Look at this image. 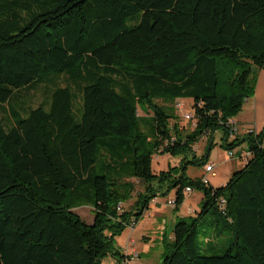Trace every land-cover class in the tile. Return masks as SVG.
I'll use <instances>...</instances> for the list:
<instances>
[{
	"label": "trees",
	"instance_id": "obj_1",
	"mask_svg": "<svg viewBox=\"0 0 264 264\" xmlns=\"http://www.w3.org/2000/svg\"><path fill=\"white\" fill-rule=\"evenodd\" d=\"M256 69L264 0H0V103L40 84L50 96L23 115L9 110L7 129L0 119V264L124 260L115 237L160 193L177 189L180 206L187 187L202 189L199 215L210 216L179 218L162 264H264V128L232 139L228 123L254 96ZM180 98L193 100L190 132L171 127L174 109L157 102ZM139 105L153 111L151 137ZM217 130L225 148L246 145L249 157L215 188L183 170L208 163L192 146ZM153 150L186 155L155 174ZM131 179L145 192L119 211ZM83 206L93 224L74 211Z\"/></svg>",
	"mask_w": 264,
	"mask_h": 264
},
{
	"label": "rangeland",
	"instance_id": "obj_2",
	"mask_svg": "<svg viewBox=\"0 0 264 264\" xmlns=\"http://www.w3.org/2000/svg\"><path fill=\"white\" fill-rule=\"evenodd\" d=\"M254 79V96L246 101L244 104L243 111L238 116L237 123L239 124V131L235 135H243L248 132L249 129L261 132L264 128V69H256L253 73ZM67 82L64 78L60 79V85L65 86ZM76 95L79 91L75 92ZM78 98V97H77ZM77 100V99H76ZM50 102L49 92L45 84H40L34 90H21L16 93L8 102L0 103V119L4 123L5 128H9L13 124V117L10 113L12 109H16L22 115L26 110L30 108H36L41 104H47ZM78 102V101H77ZM158 103L172 107L173 114L176 115L177 120H171V127L177 123L180 130L190 132L194 129V122L188 120L186 115L194 114L192 108L193 100L191 98H180L176 102L170 103L162 100H157ZM180 103V105H178ZM78 105V103H77ZM10 110V111H9ZM139 116H141L142 129L146 135H153V111L151 108L144 109L139 105ZM244 122L245 124H241ZM249 128V129H248ZM223 131L217 130L213 135L208 134L201 137L192 146L193 153L196 155L198 160L208 159L207 164H213L215 167V176L210 175L209 179L213 187H222L230 180L232 174L242 169L247 161L248 149L246 145H242L234 149L236 156L231 157L230 151L223 146ZM232 137V139L235 137ZM175 137V136H174ZM151 141V138L149 139ZM193 153H188V160H192L194 157ZM241 153V154H240ZM186 152L179 151L178 153L170 152H152V170L155 174L161 172H169L171 168H181V163L185 158ZM247 155V156H245ZM205 165L198 163H189L183 170L185 176L196 180L204 176ZM181 171V169H180ZM106 173L111 176L112 172L106 170ZM135 181V180H134ZM135 191L132 194L130 200L125 201L123 209H131L140 199V194L144 193V186L142 183L135 181ZM177 189H172L167 194H159L157 200H152L149 204V208L146 209L145 215L139 220L138 228L134 233V237L138 238L139 235L149 234L153 238L159 237L158 241H153L150 247V256L156 257L161 247L164 245V237L173 238L171 226V220L176 222L179 218H197L202 221L208 219L210 214L200 216L199 212L202 208L203 191L202 189H194L191 193H186L184 201L180 206H171L167 203L169 200H176ZM132 206V207H131ZM192 210L193 212H189ZM74 211L81 216V218L87 224H93L95 214L93 208L89 206L79 207ZM200 233L197 237V243L206 247L204 243V237L201 231L203 227L199 226ZM129 230L125 229L121 234L115 237V247L118 250L123 248L126 244ZM110 257V256H109ZM135 258V257H134ZM112 258L105 260V264H109ZM156 260V259H155Z\"/></svg>",
	"mask_w": 264,
	"mask_h": 264
},
{
	"label": "crops",
	"instance_id": "obj_3",
	"mask_svg": "<svg viewBox=\"0 0 264 264\" xmlns=\"http://www.w3.org/2000/svg\"><path fill=\"white\" fill-rule=\"evenodd\" d=\"M234 119L238 120V117L234 118ZM241 124H245V123L241 122ZM245 156H247V155H245ZM131 180L133 182H135V181L139 182V180H137V179H131ZM157 199H158V196L155 198V200H157ZM89 207H91V206H89ZM189 212L191 213L193 211L190 210ZM144 215H145V213H144ZM144 215L142 216V218L144 217ZM174 223L175 222H173V220H171V226H173ZM138 225H139V221L135 224V226L133 228H131V227L127 228L129 230V235L127 237L126 244H124L123 248L119 251L121 252L122 255L125 256V259L128 261V264H162L163 255H164V245L161 247V250L158 252L156 257L150 256V250L149 249L151 247V244L153 241H158L159 237L153 238L149 234H142L141 236L139 235L138 238H135L134 233H135L136 229L138 228ZM172 231H173V228H172ZM108 258H112L111 262L109 264H117L118 263V261L113 256H110V257L105 258L101 264H105V260Z\"/></svg>",
	"mask_w": 264,
	"mask_h": 264
},
{
	"label": "built area",
	"instance_id": "obj_4",
	"mask_svg": "<svg viewBox=\"0 0 264 264\" xmlns=\"http://www.w3.org/2000/svg\"><path fill=\"white\" fill-rule=\"evenodd\" d=\"M178 105H180V103ZM186 118L188 120H192L194 122V125H195V116H194V114H192V115L188 114V115H186ZM228 123H229L230 129H231V133H232L231 137H233L239 131V124L237 123V121L235 119L229 120ZM250 130H252V129H249L248 131H250ZM230 155H231L232 158H234L236 156V153H234V151H231ZM214 171H215V167H214L213 164H206L205 165L204 176L202 177L203 183H205V184L211 183L209 177H210V175L215 176V172ZM192 191H193V189L191 187H187L185 189L184 193L185 194L186 193H191ZM167 203L170 204L171 206H175L176 201L175 200H169V201H167ZM220 206H221V208H223L225 206V200L224 199L221 200ZM118 210L119 211L123 210V204H119ZM135 224H136V222L133 221L131 223L130 227L133 228L135 226ZM117 264H128V261L126 259H124V260L119 261Z\"/></svg>",
	"mask_w": 264,
	"mask_h": 264
}]
</instances>
